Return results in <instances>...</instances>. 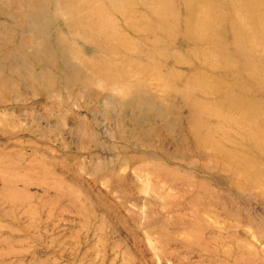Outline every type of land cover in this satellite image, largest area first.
Instances as JSON below:
<instances>
[{
    "label": "rangeland",
    "instance_id": "1",
    "mask_svg": "<svg viewBox=\"0 0 264 264\" xmlns=\"http://www.w3.org/2000/svg\"><path fill=\"white\" fill-rule=\"evenodd\" d=\"M185 2L0 0V264H264V0Z\"/></svg>",
    "mask_w": 264,
    "mask_h": 264
},
{
    "label": "bare ground",
    "instance_id": "2",
    "mask_svg": "<svg viewBox=\"0 0 264 264\" xmlns=\"http://www.w3.org/2000/svg\"><path fill=\"white\" fill-rule=\"evenodd\" d=\"M254 4H256L255 0H251ZM202 4L203 3H200V0H186L185 2V6L187 8L190 9H194V12L195 13H198L200 12L201 10V7H202ZM254 4H251V6H249V10L246 11L247 13H256V12H259V8L258 6L254 5ZM233 95V94H232ZM234 96V95H233ZM258 117V114L256 113H250V114H247V115H240L236 118L232 117V118H217L219 121L223 122V123H228L229 125H233L235 126L236 128L240 125H244L245 123H250V122H253L254 123V119ZM223 127H230L228 125L226 126H222V125H219V128H223ZM248 129V126L247 127H243L241 128L239 131L243 132L245 131L243 134L245 136V138L249 141H251V144L253 145V149L255 150H260L261 148H264V134H254V133H250L249 136L247 135L248 131H246ZM261 129V128H260ZM231 130V129H230ZM262 130V129H261ZM230 133V132H228ZM235 133V132H234ZM252 135V136H250ZM253 182V181H252Z\"/></svg>",
    "mask_w": 264,
    "mask_h": 264
}]
</instances>
